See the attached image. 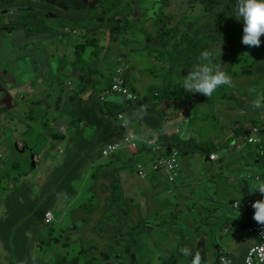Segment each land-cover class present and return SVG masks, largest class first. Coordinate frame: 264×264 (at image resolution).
I'll list each match as a JSON object with an SVG mask.
<instances>
[{
	"label": "crops",
	"instance_id": "crops-1",
	"mask_svg": "<svg viewBox=\"0 0 264 264\" xmlns=\"http://www.w3.org/2000/svg\"><path fill=\"white\" fill-rule=\"evenodd\" d=\"M47 1L54 2L53 0H0V119L2 120L0 123V264H24V261L26 264L29 261L33 264L34 261L33 248L36 247L37 240L33 236L32 225L28 224L29 218H26L27 210L24 212V205L27 206L38 196L24 201L23 196L20 195L14 202H12L13 198L10 199L11 202L8 204L11 190L16 188L17 184H23V177L11 176L12 170L9 167L13 168V166L8 162L3 165L6 154L3 151L6 145H9V149L13 147L21 153L23 136L25 141V132L27 137L32 129L26 126L21 118V116L25 118L34 106L29 99L27 104H24L26 87L24 77H33L31 82L38 81L41 76L49 74V70L51 73L52 68L59 66L58 50L63 33L57 30L56 25L59 22L56 21L62 13L57 6L48 5ZM137 1L144 3L149 0ZM12 5L24 7V12L28 9L27 12H31L36 20L30 26L41 33L34 36L26 35L24 30L22 34L14 30L13 39L11 29L5 34L6 30L3 26L9 23L7 20L12 12L9 13L8 9ZM45 10L51 16L42 20L46 15ZM165 19L168 20L165 29H171L167 16ZM4 40H8L6 44ZM131 43L138 45L140 51H145L150 46L158 51L154 42L147 45L134 40ZM53 45H56V58L53 64H50L53 61ZM196 46V41H193L187 45V49L192 51ZM89 54L86 53L84 56L88 57ZM116 57L112 56L114 59ZM147 64L155 65V57L150 56L145 60L140 55L132 66L127 65L128 71L124 75L127 86L139 97L135 107L125 111L128 132L137 139L140 146L155 142L166 144L168 142H165L167 141L165 138L173 136L174 144L177 146L175 148L179 152L178 181L171 184L163 176H156L146 182L145 178L139 177L131 167L129 171L117 172L119 188L123 196L128 197L131 194L129 198L132 200L129 201V205L141 207L151 213V219L154 221L148 229L150 233H154V239L159 247L156 250L159 258L157 264L159 261L160 264L162 263V254L170 257L176 247L178 251L181 248H189L192 252H199L204 264H218L223 254H229L233 264H244L243 260L248 248L259 240L258 234L251 230L254 228L250 219L253 218L254 209L248 203L262 198L258 190L251 191L254 190L257 180H264L261 175L264 170L259 167L264 154L258 151L256 144H246L240 149H237L236 145L243 142V136L250 133L252 126L264 125V101L240 100L236 94L229 93L228 100L233 104L230 107L216 94L211 101L200 99L194 94H187L180 84H178L179 91L165 99H158L160 95L153 86L160 85L166 90L171 85L169 82L160 83L152 70L145 67ZM28 67L33 69L31 73ZM104 67L103 64L99 65V69ZM29 73L31 77H28ZM98 73L107 76L108 71ZM86 96L84 94L83 98L85 99ZM122 101L125 100L122 98ZM254 104H260L261 107H254ZM35 112L41 115L38 109ZM8 113L11 117L7 116ZM87 113L91 117L86 120L84 136L80 137L78 143L80 142V145L92 143L96 146L90 154L89 164L80 183L87 182L92 168L107 158L101 156L103 144L122 137L114 123L106 121L99 115L94 116L91 108ZM43 118V122L50 121L45 116ZM64 130L61 141L51 137L53 143L51 147L56 146L57 143L69 147L75 139L73 133L76 127L71 126L70 122L65 124ZM244 130L248 132L243 134ZM262 131L260 141L264 149L262 139L264 129ZM73 152L74 149L70 148L66 156ZM134 152L135 149L128 148V153L134 154L135 161L146 162L153 156L149 151ZM212 152L216 153L215 160L209 157ZM13 156L16 157L17 154ZM4 171L7 176H4ZM31 176L35 181L33 185L35 189L42 186L43 183L38 177L33 174ZM158 183H163L169 188V192H166L168 194L172 193L174 186H182L184 194L175 201L147 197L139 199L138 204H134L135 199L139 197L137 195L139 188L150 190ZM75 186L78 189L77 183ZM79 193L80 189L74 198L79 196ZM236 203L239 204L238 208ZM33 219L37 221L38 217L35 216ZM126 222L122 219L118 224L123 227L122 231ZM24 226L28 229L25 233L22 231ZM220 241L226 243L223 245ZM179 254L182 264L189 263V257L183 256L180 252ZM256 261L258 264H264V260Z\"/></svg>",
	"mask_w": 264,
	"mask_h": 264
},
{
	"label": "rangeland",
	"instance_id": "rangeland-1",
	"mask_svg": "<svg viewBox=\"0 0 264 264\" xmlns=\"http://www.w3.org/2000/svg\"><path fill=\"white\" fill-rule=\"evenodd\" d=\"M53 1H47V4L57 6L62 13L61 19L56 21L59 22L56 25L57 30L63 33L58 50L59 66L52 68L51 73L49 70V74L44 75V77L41 76L38 81L34 80L32 82L31 80L34 78L31 77L30 73L33 69L28 67L30 69L28 77L31 78L24 77V82H26L24 104H27V100L29 99L33 102L34 106L25 118H23L24 116H21V118L26 126L32 124L33 127H29L32 129H30L31 132L27 134V137L25 132L24 151L17 153L13 147L9 149V145H6L3 151L4 154L6 153L3 158V165L7 164L10 161L11 155L15 154H17L20 160L24 161L31 151L34 168L32 174L38 177L43 185H46L48 181L54 178L58 162L62 157L63 145H59L56 142V146L51 147V144H53L51 137H55L58 141L63 139L65 124L70 123V112L76 90H78V86L82 87L83 82L92 73H96L97 70L98 72L110 71L124 64L132 66L140 55L145 60L150 58V56L155 57L156 64H147L145 67L152 70L160 83H170V88L166 90L160 85L153 86V89L160 95L158 99H165L180 90L178 81L186 75L189 69L191 70L199 54L203 50H210L213 52L214 62L220 64L221 68L232 78V85L218 88L215 93L216 96L220 99H228L227 95L233 93L240 100L245 99V101H248L247 99H252L264 101V52L254 54L250 52L251 47L242 44L243 22L237 20L235 17L236 0H233L231 4L228 0H216V3H212V13H206V6L200 4L199 1L151 0V8L147 11L146 15L152 18L144 20L143 25H141L140 21L142 20L143 13H137L135 17H123L121 24H127V28L119 34L117 41L114 42L110 40L106 41L103 36L106 33L103 30H105V27L108 28V22L115 23L112 19L113 16L110 15V3L113 4L114 0H108V13L100 12L96 7L92 9L95 0ZM123 3L124 1L118 2L115 7L125 8ZM8 12H12V14L7 20L9 23L3 27L6 30L5 34L11 29L13 39L14 30L22 34L23 26L18 24V22H21L24 7L20 8L12 5L9 7ZM45 12L47 16H51L47 10ZM46 15H44L42 20H46ZM165 16L169 19L168 25L174 34V40L170 41L163 51H155L153 47L140 51L138 45L129 41L133 39L140 44L146 43L147 45H150L151 42H156L159 28L168 22ZM89 17L92 18L91 21L84 23L85 21L82 19L87 18L88 20ZM97 17H102L104 21L100 24L101 27L98 28L101 31L98 33L91 32L92 34L90 35V32L82 30V26L91 24L90 31H92L94 27L93 20ZM107 20L108 22L106 23ZM59 25H61V30H59ZM7 41L4 40V43L6 44ZM193 41H196L197 46L192 51H188L187 45ZM86 42L90 44L89 61L91 63L89 65L85 64L82 67L84 58L80 55L79 48L77 47L82 46ZM219 48L221 50L220 56L218 54ZM102 50L104 51L102 52ZM112 56L117 57L114 59ZM54 58H56V45H53V61L50 64H53ZM100 64L105 65V67L99 69ZM81 96H84V93ZM89 102L90 97H88ZM36 109H38L41 115L35 112ZM7 116L11 117V114L8 113ZM44 116L50 119L48 123L43 122ZM0 123H2L1 119ZM73 134L77 138V127ZM262 139L264 140V136H262ZM26 140L31 146L30 151L26 150ZM259 167L264 170V158L261 160ZM9 168L12 170L11 176L16 178V172L13 168ZM122 170L129 171V168ZM3 173L4 176H7L5 171ZM145 181L148 182L149 179L146 178ZM177 181L178 178L174 183H177ZM76 183L80 186L79 196L69 201L68 196L67 199L58 200L50 209L44 212L50 213V220L46 221L44 214L42 223H40V216L37 221L33 219L34 225L31 227L34 230L33 236L37 240L36 247L33 248L35 249L33 264H61L62 261L66 264H84L83 261L76 260L81 247L87 253L90 249H93V255L95 256L99 255L100 250L105 249L106 238L110 232L105 233L103 237H99L92 228L96 220L101 219L103 216L98 207L104 204V195L98 192L97 197L94 199L90 191H88L87 182ZM72 185H74V179L72 180L71 190H68L67 193L69 195L72 192ZM16 191L14 188L11 190L8 204L11 202L10 199L13 198L12 202H14V200L20 197L21 194L16 193ZM183 194L184 188L182 186H174V190L169 194L166 193L164 185L153 192L148 188H139L137 194L139 197L135 199L134 204H138L139 199L147 197L152 199L167 198L175 201L180 199ZM128 197H131V194ZM82 204H86L85 210L75 209L72 213L70 212V208ZM95 205L96 207H94ZM118 209L123 210L124 206L116 196L113 204L106 209V220L105 223L99 225L100 229L104 228L105 225H116L122 222V217L117 212ZM131 210L133 211L131 217L136 220V209L131 208ZM141 212L142 210H139V213ZM81 215L85 216L87 220L82 221L80 219ZM144 216V221L149 223L154 221L151 219V214L144 213ZM250 219L253 220V218ZM37 225H39L38 234L37 227L35 228ZM130 226V222L127 221L124 231H121L113 240L115 252L119 250L121 244L129 241ZM136 239L138 244L135 247V251L138 261L135 264H146L148 248L154 251L159 248L154 239V233L141 231L136 235ZM64 241H67L69 245L62 243ZM220 243L224 245L226 242L220 241ZM209 245H212L211 241ZM58 256L62 259L59 263ZM161 260L164 264H182L177 247L172 250V256L170 257H165L162 254ZM109 262H111V259L105 262V264H109ZM157 262L158 253H155L149 263L157 264Z\"/></svg>",
	"mask_w": 264,
	"mask_h": 264
},
{
	"label": "trees",
	"instance_id": "trees-1",
	"mask_svg": "<svg viewBox=\"0 0 264 264\" xmlns=\"http://www.w3.org/2000/svg\"><path fill=\"white\" fill-rule=\"evenodd\" d=\"M124 1L123 5L125 8H120V7H115L118 2ZM193 2L199 1L200 4H204L206 6L205 11L206 13H212V3H216V0H190ZM229 3L231 4L233 0H228ZM108 0H102L100 3L95 0L94 5L92 6V9L95 7L98 9L100 12H109L108 8ZM151 0L146 1L143 9H145V13L142 16L143 20H147L150 16L146 15L147 11L151 8ZM28 9L24 12V14L21 16V22L20 25L23 23L24 19V27L25 28V33L26 35H38L41 32H38L34 30L33 28L30 27L31 24H34L36 20L32 16L31 12H27ZM141 13L140 10H137L136 8L131 6V0H114V3H110V15L113 16L112 19L115 21V23H110L108 20V28L105 27V32L106 29L108 30V39L112 42L116 41L118 38L119 34L127 28V24H121V20L123 17H131L135 16L137 13ZM59 20L61 19V16H58ZM48 19V16L46 15V18ZM91 17L87 20V18L82 19L85 22L88 23L91 21ZM87 20V21H86ZM94 27L92 31H95V27L100 28V24H102L103 18L102 17H97L94 20ZM167 21V20H166ZM168 23V22H167ZM167 23L159 28L158 31V38L157 41L154 42L155 45H157V50L158 51H163L165 47L169 44L170 41L174 40V34L172 33L171 29H165ZM143 25L142 23H140ZM40 26V24H39ZM90 26L91 24H87L85 26H82V30H85L86 32H90ZM261 44L259 47H251L250 52L254 54H260L264 52V35L260 37ZM88 42V41H87ZM84 43L82 46H79V53L84 58V54H86V48L90 46V44ZM95 47V45H93ZM151 47V46H150ZM154 48V47H153ZM91 62L88 60L86 62L87 65H89ZM98 73H92L89 78L83 82V86L78 90L76 93L75 97L73 98L72 101V109L70 112V122L71 126L77 127V139L74 136L75 139L72 140L71 144L69 147H67L66 144H63V151L64 153L62 154V157L60 161L58 162L57 165V172L54 176L53 179L47 182L46 185L41 186V188L35 189L33 185L35 184V181L32 180V176H30V173L32 172L33 165L31 163V157L30 155L26 156L24 161L18 159V157H12L10 158L9 164L13 166L14 171L17 174V177H23V184L22 185H17L16 193L21 194L23 196L24 201H29L31 198H34L38 196V198L34 201H30L27 206L24 205V212L27 210L26 213V218H29L28 224L29 225H34L33 217L37 216L39 219V216L41 217L40 223H42L43 219V214L46 210L50 209L58 200L61 199H71L76 195V189L74 188V185H72V192L69 194L68 190H71V184L72 180L74 179V182L78 179H80L83 174L86 171L87 165L89 164L90 161V154L94 147L96 145H93L92 143H86L84 145H79L78 141L81 139L80 137L83 135V132L85 130L84 125H85V119L88 120L91 116L89 115L88 110L90 108L92 109L93 115L94 116H101V118H104L106 121L114 123L118 128H116L117 132L119 133L120 136L123 135L124 129L120 126L119 120L117 119V114L120 112H123L124 110H128L130 108L135 107L137 103H132V102H127L128 106H125V102L122 101L120 97L114 98V100H108L104 103L100 102L97 97H96V88L95 86L96 82L99 81V84L102 82L103 78H98L96 77ZM255 76V75H253ZM92 82V85H91ZM86 87V88H85ZM89 87V88H87ZM82 93H85L86 99H83V96H81ZM187 94H194L200 97V99L204 100H210L211 98L214 99L215 93L211 97H205L202 94L199 93H189L186 92ZM88 97H90V102L88 103ZM92 98V101H91ZM221 101L225 103L227 106L232 107L233 104L231 103L230 100L226 98H222ZM108 114H110V118H108ZM80 125V126H79ZM29 127H33L32 124H28ZM79 127V128H78ZM80 132V136L78 137ZM247 130L243 131L244 133H247ZM263 133V131H262ZM171 146L177 147L174 144L173 141V136L169 138H165ZM27 141V140H26ZM260 141L259 143L256 144V147L258 151L261 154H264V149L261 145ZM72 148L74 149V152L71 153L70 155L66 156L67 151ZM25 149V147H24ZM16 150V149H15ZM27 150V147H26ZM17 153L19 151L16 150ZM135 153V152H134ZM134 154H129L127 151L122 152L121 154H113L110 157H107L104 161H101L97 163L91 170L90 174V183L88 185V191H90L91 196L95 199L98 195V192L103 193L104 197V204L101 205L99 210L102 212L103 216L101 219L96 220L95 225L92 227L93 230L96 232V234L99 237H103L105 233L110 232L109 236L106 238V243H105V249L99 251V255L95 256L93 255V249H90L89 252L87 253L83 247H81V251L79 253V256L76 260L83 261L84 264H105L108 260L111 259V262L109 264H113L115 261L116 263L119 264H135L138 259L136 257V251L135 247L138 244V241L136 239V235L139 234L141 231H149L148 226L151 225V223L144 221V213H149L148 210L143 209L138 206H131L129 205V201L132 200V198L125 197L123 196L120 188H119V178L117 175V172L124 169V168H133L134 169V163L135 159L133 157ZM264 158V157H263ZM262 158V159H263ZM78 159V162H77ZM76 164V165H75ZM261 175L264 177V172L261 173ZM68 179V183H67ZM162 185L165 186L166 192H169V188L163 184V183H158L155 186H153L150 191H157ZM118 197L121 202H125V209L124 210H117L118 214L121 215L122 219L129 221L131 226H130V232H129V241L126 243H123L120 245L119 250L115 252L114 246H113V240L116 238V236L122 231L123 227L119 226L117 223L116 225H105L104 228L100 229L99 225L101 223H105V213L106 209L108 206H111L113 202L115 201V197ZM86 204H82L77 206L76 208L72 209L71 213L75 209H81L85 210ZM96 207V205L94 206ZM28 208V209H27ZM131 208H135V214L136 220L131 217V213L133 211ZM142 210L141 213H139V210ZM253 213V212H252ZM152 216V215H151ZM80 219L82 221H86L87 218L83 215L80 216ZM254 226L252 227H258L260 226L257 224L254 219L251 222ZM141 225H143L141 228H139ZM38 226L37 225V232H38ZM28 229L24 226L22 231L25 233ZM254 232L258 234V230L254 229ZM258 242L255 244L251 245L245 256L243 263H245L246 256L249 252V250L255 246L259 245L262 243V239L259 236ZM26 242V238L24 236V243ZM264 242V241H263ZM65 245H69L67 241L62 242ZM263 244V243H262ZM147 245V242H146ZM180 252V251H179ZM156 253V251L152 250L150 251V248H148V253H147V262L153 258V255ZM193 253H196L193 252ZM230 256V255H229ZM189 257V263L192 259L191 256ZM159 260V258H158ZM62 259L59 258V262H61ZM64 261L61 262V264H66L63 263ZM24 264L26 262L24 261ZM30 264V261L27 263ZM160 264V261H159ZM161 264H164L163 262ZM231 264H233V259L231 261Z\"/></svg>",
	"mask_w": 264,
	"mask_h": 264
},
{
	"label": "clouds",
	"instance_id": "clouds-1",
	"mask_svg": "<svg viewBox=\"0 0 264 264\" xmlns=\"http://www.w3.org/2000/svg\"><path fill=\"white\" fill-rule=\"evenodd\" d=\"M96 1L100 3L102 0H96ZM235 17L237 20H240L243 22V35H242V39H241L242 44L249 46V47H259L261 44L260 37L262 35H264V0H236ZM18 24H20V23H18ZM22 26H24V19H23ZM94 30L95 31H90V35L92 34L91 32L98 33L99 30H101V29H98V27H95ZM104 32H105V30H104ZM108 34H109L108 30H106V33H104V35H103L106 41H109ZM117 39H116V41H117ZM129 41L133 42L134 40L130 39ZM89 49H90V46L86 48V53H88V54L90 53ZM103 51L104 50H102V52ZM218 54H219V56L221 55L220 48L218 50ZM89 56H90V54H89ZM89 56L88 57L84 56V62H82V67L89 60ZM121 67L126 69L127 65L124 64V65L120 66V68ZM118 68H119V66L108 71L107 76H104L103 74L98 73V70H97L98 74L96 77L103 78V80L100 84H99V81H97L95 84V86H97L96 97L102 103H104L108 100H114V97L115 98L120 97L122 99L121 96H118V95H115L114 93L109 92L110 88H111L112 78H113V76H114V74ZM124 75H125V70H124L123 75H122L123 80L125 82ZM178 83L182 86V88L186 92L199 93V94H202L203 96L208 98V97H211L216 92V90L218 88H220L222 86H231L232 85V78L226 71H224L221 68L220 64L214 62L213 52H211L210 50H203L199 54L197 61L192 65L191 70H189L187 75L183 76L182 79H180L178 81ZM125 84H126V82H125ZM80 88L81 87L78 86V90ZM129 89L132 90L131 88H129ZM78 90H76V93L78 92ZM106 92H108V93L105 94ZM138 99H139V97H138ZM137 102H138V100L135 103H137ZM253 106L254 107H261L260 104H254ZM24 147H25V141H24V137H23L21 152L24 151ZM26 147H27V151L31 150V146L28 144V141H26ZM29 155L31 157V163H32L33 156H32L31 151H30ZM31 174H32V172L30 173V176H31ZM84 174H83V176H84ZM90 174H91V172H90ZM80 179H78L74 182V188L76 189V195L78 193V189L80 186H78V189H77V187L75 186V183L78 182L80 184ZM89 183H90V175H89V179L87 181V187H88ZM39 188H41V186ZM257 190L261 194L262 198L254 201L251 204V207L254 209L253 219L257 224L264 225V180H257L254 184V190L251 192H255ZM73 198L68 199V201L72 200ZM76 207L77 206L70 208V212L72 211V209H74ZM237 208H238V206H237ZM44 215H45V213H44ZM180 253L185 257H188V256L192 257L190 264H204V260L201 257L199 252L193 253L192 250L189 248H181ZM57 259H58V263H59V256L57 257ZM113 264H116V262L114 261Z\"/></svg>",
	"mask_w": 264,
	"mask_h": 264
},
{
	"label": "built area",
	"instance_id": "built-area-1",
	"mask_svg": "<svg viewBox=\"0 0 264 264\" xmlns=\"http://www.w3.org/2000/svg\"><path fill=\"white\" fill-rule=\"evenodd\" d=\"M122 66V65H121ZM128 71L127 68H119L116 70L111 83L110 91L115 95L121 96L125 101V106L127 102L135 103L138 100V95L130 90L123 80V72ZM106 92L105 94H107ZM125 111L117 114V119L119 120L120 126L124 129V133L121 139L114 140L112 142H108L103 144L101 148V156L102 157H110L113 154H121L124 151L128 152V148L135 149L137 151H149L152 153V158L148 161H135L134 163V171L141 178L153 179L156 176H163L164 179L168 183H174L179 174V152L178 150L171 146L170 144L155 142L148 145L140 146L137 143V139L129 134L128 132V120L125 118ZM108 118H110V114H108ZM264 129V125H254L250 129V133L248 135L243 136V142L237 143L236 148H243L246 144H257L260 142V138L262 135V130ZM211 160L216 159V153L212 152L209 154ZM253 201H250L248 204L251 205ZM238 204L236 203V207ZM51 219V215L49 212L45 213V220L48 221ZM257 229L258 234L262 239V243L259 245L253 246L245 259L244 264H258L256 260L259 262L264 260V225H260L258 227H254L251 230ZM218 264H231V258L229 254H223L220 256V261Z\"/></svg>",
	"mask_w": 264,
	"mask_h": 264
},
{
	"label": "flooded vegetation",
	"instance_id": "flooded-vegetation-1",
	"mask_svg": "<svg viewBox=\"0 0 264 264\" xmlns=\"http://www.w3.org/2000/svg\"><path fill=\"white\" fill-rule=\"evenodd\" d=\"M150 1V0H149ZM144 4H145V2L143 3V2H140V1H137V0H131V6L132 7H134V8H136L137 10H140V12H143V14L145 13V9H143V6H144ZM151 6V5H150ZM149 18H151V17H149ZM148 18V19H149ZM143 19L140 21V23H142L143 24ZM123 203V206H124V209H125V202H122ZM123 209V210H124ZM150 251H152V250H150ZM153 257H154V255H153ZM153 259V258H152ZM151 259V260H152ZM146 264H148V262L146 261Z\"/></svg>",
	"mask_w": 264,
	"mask_h": 264
}]
</instances>
